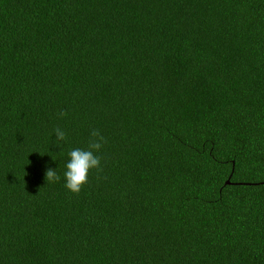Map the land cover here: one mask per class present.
<instances>
[{"label": "trees", "instance_id": "1", "mask_svg": "<svg viewBox=\"0 0 264 264\" xmlns=\"http://www.w3.org/2000/svg\"><path fill=\"white\" fill-rule=\"evenodd\" d=\"M0 264H264V0H0Z\"/></svg>", "mask_w": 264, "mask_h": 264}, {"label": "clouds", "instance_id": "2", "mask_svg": "<svg viewBox=\"0 0 264 264\" xmlns=\"http://www.w3.org/2000/svg\"><path fill=\"white\" fill-rule=\"evenodd\" d=\"M60 116L66 115L64 111L59 113ZM57 141H66V133L60 129H54ZM106 143V138L98 129H93L90 132V139L87 149L75 148L68 155L70 159L66 163V171L64 172L65 187L74 192L79 193L83 185L88 183L89 173L92 169L99 170L101 168V157L96 155L103 144ZM47 182H55L60 180V176L54 169H47L45 174Z\"/></svg>", "mask_w": 264, "mask_h": 264}]
</instances>
